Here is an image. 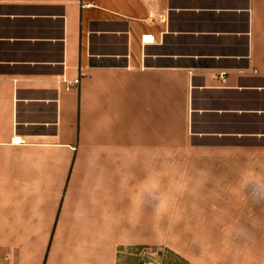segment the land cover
I'll return each mask as SVG.
<instances>
[{
    "label": "crops",
    "instance_id": "0c3cea01",
    "mask_svg": "<svg viewBox=\"0 0 264 264\" xmlns=\"http://www.w3.org/2000/svg\"><path fill=\"white\" fill-rule=\"evenodd\" d=\"M176 187H264V0H0V236L125 235Z\"/></svg>",
    "mask_w": 264,
    "mask_h": 264
},
{
    "label": "rangeland",
    "instance_id": "374dc122",
    "mask_svg": "<svg viewBox=\"0 0 264 264\" xmlns=\"http://www.w3.org/2000/svg\"><path fill=\"white\" fill-rule=\"evenodd\" d=\"M175 190L172 204H143L125 235L0 236V264H176L171 251L191 264H264V187ZM46 206L49 233L56 205ZM30 207L34 217L42 205Z\"/></svg>",
    "mask_w": 264,
    "mask_h": 264
},
{
    "label": "trees",
    "instance_id": "16d2710c",
    "mask_svg": "<svg viewBox=\"0 0 264 264\" xmlns=\"http://www.w3.org/2000/svg\"><path fill=\"white\" fill-rule=\"evenodd\" d=\"M134 247L138 249V248H142V247H148V245L147 244H136ZM171 253L177 258L176 264H191L183 256H181V255H179V254H177L175 252H172V251H171Z\"/></svg>",
    "mask_w": 264,
    "mask_h": 264
},
{
    "label": "built area",
    "instance_id": "2783aa9c",
    "mask_svg": "<svg viewBox=\"0 0 264 264\" xmlns=\"http://www.w3.org/2000/svg\"><path fill=\"white\" fill-rule=\"evenodd\" d=\"M217 75L220 77V79H221V82L223 83V84H225V82H226V78H227V76H226V71L225 70H218L217 71ZM78 81V79L76 78V79H74V81L73 82H77ZM70 83V82H69Z\"/></svg>",
    "mask_w": 264,
    "mask_h": 264
}]
</instances>
